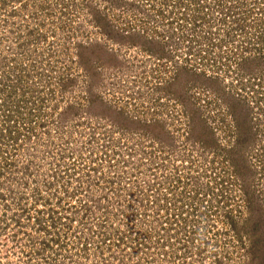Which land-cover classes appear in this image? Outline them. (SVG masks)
Masks as SVG:
<instances>
[{"label":"rangeland","instance_id":"obj_1","mask_svg":"<svg viewBox=\"0 0 264 264\" xmlns=\"http://www.w3.org/2000/svg\"><path fill=\"white\" fill-rule=\"evenodd\" d=\"M144 1L0 0V264H264V8L254 10L264 0ZM144 4L218 7L196 40L249 53L226 76L190 72L170 44L136 30L150 18ZM136 51L169 64L153 92L181 107L186 138L146 123L156 114L137 106L140 92L122 101L130 75L150 95ZM234 75L242 92L263 89L251 106L235 97ZM198 90L231 119L201 115ZM107 129L104 157L93 149ZM226 174L239 188L218 205Z\"/></svg>","mask_w":264,"mask_h":264},{"label":"built area","instance_id":"obj_2","mask_svg":"<svg viewBox=\"0 0 264 264\" xmlns=\"http://www.w3.org/2000/svg\"><path fill=\"white\" fill-rule=\"evenodd\" d=\"M144 2H146V0ZM144 6L147 9H149L147 10V14L149 15L148 17L150 18L142 21V23L136 21L137 23V26H135L136 30H138L140 27L139 32L141 34L143 33L144 30L145 33L144 35L142 34V36H144L145 40L147 41L151 40L162 44L163 43L170 44V46H168L167 52L171 55V57H175V56L180 57L181 60L178 63L179 64L182 63L186 65V67L190 69V72H194L196 74H205V76L219 77L220 75L223 76L224 74H225L224 76H226L229 73L234 72L235 65L237 62H239V59L244 58L249 53L247 45H244L243 49H240L241 47L236 46L235 49L231 50V55H228L226 52H224L225 48L223 46L222 47L207 46L196 40L197 39V37L195 36L196 33L204 36L208 35V33L205 30V23H209L213 20V16L217 15L216 14L217 11L215 10L218 7H155L154 8V6H148V4L146 5L144 4ZM262 8L264 7H258V8L255 7L254 10L259 11L262 10ZM259 17H261L264 20L263 15ZM241 23H242L241 19L238 18V15H235L234 27L236 29L243 27L244 24L240 25ZM255 39L256 38L254 37L253 39L249 37L248 40H250L251 43H253V40ZM250 41H247L248 45ZM240 50L242 51V53H240L241 52ZM237 52L239 55L237 54ZM130 53H134V52H130ZM234 53H235V58L233 57ZM126 55L129 56L130 54H126ZM131 57L134 58L135 60L134 65L137 66V69L142 70L139 71L140 72L139 75L143 74L146 76V78H149L148 81L150 82L149 84L148 83L147 84L150 87L149 88L150 98L149 96L146 97L145 95V97H143V95H141L143 91L140 85H135V86L132 85L134 82H131L130 80H134L135 79L134 76L130 75L128 78H124L122 80L123 82L122 81L121 82L125 92L127 90H134L140 92V95H137L138 97L137 100L141 98V102L139 103L137 100H135L136 103H138L137 104L138 107L146 108L147 107L146 105H149V112L156 114V116L150 114V116H148L145 119L146 120L145 122L150 123V120L151 121L160 120L163 123V126L169 131V134L170 136H172V138L175 136L179 137L180 139L186 138L188 136L189 129L185 125V117L182 115L181 107L178 104H175L174 101L165 98L163 95H158L157 93H156L157 95H155L153 92L154 89L156 92L159 89H161L160 88L161 84L160 83L156 84L155 80L157 79V76L161 74L162 70H167L170 68L169 64L166 63V65L162 69H160V67L158 66H160L161 62L159 60L157 59L153 60L150 56L145 55L139 51H136V53H134L133 56ZM69 70L70 72H73L72 69ZM8 72L10 73L9 69H7V73ZM234 76L236 78L232 81V86L235 97H237L241 93L242 95L241 99L242 98L247 99L248 101L247 104L251 106L252 102L249 96H251L253 92L256 93L257 91H263V89L256 87L257 85L254 84L252 87L254 90L253 92H251L250 89H246V88H245V92H242L244 91V86L240 85V83L241 82L246 83V80L240 78L241 82L239 83L238 76L237 75ZM141 80L143 81V83L145 82L144 78ZM226 82L227 80L223 78L222 83L226 84ZM254 82H258V81L256 80ZM246 91H248V94ZM126 94H128V96H124V99L122 101L127 102L126 105L129 108V105L134 104L135 101L133 100V98L132 100L130 99L132 95H130L129 92H126ZM114 97H115L114 99L117 101V104H119V107L117 108H122V105L124 106L125 104L121 103V101H119V99L116 98L119 96H114ZM194 100H196L194 104H196L197 108L198 107L200 108V114L206 116L205 118H210L214 116L218 118L222 117V120L231 119V116H226L225 113H223V115H219L217 109L215 108V104L217 100H215L213 94H211L208 90H202V91L198 90L196 93L193 94V102ZM144 115L146 116V113ZM135 117L139 118L140 120V118L143 116L141 117L134 116L133 118ZM175 128L178 129L179 131L178 134L175 131L176 130ZM108 132L109 131L107 129V131H105L104 133L108 134ZM111 138L112 136L110 137L108 136L107 139L105 138V140L98 141L97 142L98 148H101L106 144H109L110 143L109 140H111ZM117 140H119V145H121L122 144L121 139L117 137ZM109 146L113 148L111 145ZM110 147L106 148L107 155H109V153L111 152ZM123 150L125 149L123 148ZM119 152L121 151H117L116 157L118 156ZM97 154L101 155L102 152L99 151ZM169 159L170 158L166 156V160Z\"/></svg>","mask_w":264,"mask_h":264},{"label":"trees","instance_id":"obj_3","mask_svg":"<svg viewBox=\"0 0 264 264\" xmlns=\"http://www.w3.org/2000/svg\"><path fill=\"white\" fill-rule=\"evenodd\" d=\"M110 5H111V4H110ZM130 5H131V3H130L128 6H130ZM117 6H119V2H116V3H115V7H117ZM133 8H136V7H133ZM128 10H130L129 7H128ZM121 111H122V108H118V110H115V112H119V113H120ZM122 114H123L125 117H127L124 113H122ZM133 121L136 122V123H139V124H136L137 126L135 125L134 127H140V126L143 127V126H142V124H143L142 122H143V121H140V120L135 121L134 119H132V118H130V117H127V119H126V122H127V124H128L129 127L131 126V123H132ZM144 124H145V123H144ZM150 132H151V130H150ZM148 133H149V132H148ZM148 133H147V134H148ZM105 134H106V133H104V135H105ZM110 135H112V132H108V134L105 135V138L107 139V137H108V136L110 137ZM144 136H145V135H144ZM128 137H129V136H128ZM146 137H147V135H146ZM108 147H110L109 144H106L105 146H103V147H101V148H98V146L95 145L93 151H94L95 153H98V152L100 151V152H102V155H103V156H108L107 153H106V150H107L106 148H108ZM109 154H110V153H109ZM115 154H117V151L112 152V155H115ZM246 201H248V200H246ZM248 206H249V205H248ZM182 207L184 208V206H182ZM209 208H210V206H209ZM183 217H184V216H183ZM182 220L184 221L185 218L182 219ZM169 230H170V229H166V228H164V231H166V232L169 231ZM170 232H171V231H170ZM175 236H176V235H175ZM175 236H174V234H172V238H174L175 240H178V237L176 238ZM179 238H180V237H179ZM182 238L185 239V237H182Z\"/></svg>","mask_w":264,"mask_h":264},{"label":"flooded vegetation","instance_id":"obj_4","mask_svg":"<svg viewBox=\"0 0 264 264\" xmlns=\"http://www.w3.org/2000/svg\"><path fill=\"white\" fill-rule=\"evenodd\" d=\"M13 71H17V70L14 68ZM154 91H155V89H154ZM247 128H248V124H247ZM252 145H254V144L252 143ZM235 163H236V161L233 163L234 164V167L235 166H238V164L237 163L235 164ZM237 175H240L239 172L236 173V177H237ZM241 176L242 175H240V178H241ZM225 177H227V179H225L226 181H224L223 183L221 182L222 185H218V188H219V197H217V198H218V200H221V202H219L218 205H222L223 196L226 195L225 192H224V190H226V188H229L231 190V192H232V189L238 190V188H239L238 187V184L235 182V180H233V177L231 176V174H229V175L226 174ZM242 179H243V177H242ZM215 192H218V191L215 189Z\"/></svg>","mask_w":264,"mask_h":264}]
</instances>
